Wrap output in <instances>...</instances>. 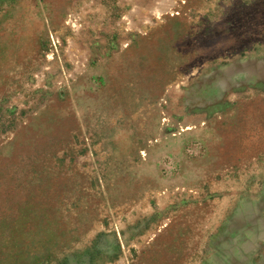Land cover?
<instances>
[{"label":"rangeland","instance_id":"1","mask_svg":"<svg viewBox=\"0 0 264 264\" xmlns=\"http://www.w3.org/2000/svg\"><path fill=\"white\" fill-rule=\"evenodd\" d=\"M254 200L264 0H0V264H264Z\"/></svg>","mask_w":264,"mask_h":264},{"label":"crops","instance_id":"2","mask_svg":"<svg viewBox=\"0 0 264 264\" xmlns=\"http://www.w3.org/2000/svg\"><path fill=\"white\" fill-rule=\"evenodd\" d=\"M254 203L257 205L255 212L249 213L250 205L244 204L241 207V212L237 214L235 219L238 222H253V224H250L251 233L248 235L246 242L243 243V250L246 252H253L262 245V241L264 240V203L260 204V200H254Z\"/></svg>","mask_w":264,"mask_h":264}]
</instances>
